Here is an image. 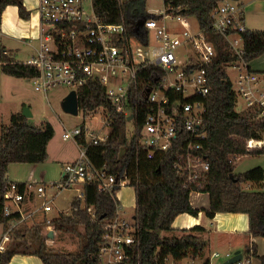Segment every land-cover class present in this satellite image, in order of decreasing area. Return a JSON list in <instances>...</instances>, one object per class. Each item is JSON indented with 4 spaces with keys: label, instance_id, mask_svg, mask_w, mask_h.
I'll list each match as a JSON object with an SVG mask.
<instances>
[{
    "label": "trees",
    "instance_id": "1",
    "mask_svg": "<svg viewBox=\"0 0 264 264\" xmlns=\"http://www.w3.org/2000/svg\"><path fill=\"white\" fill-rule=\"evenodd\" d=\"M225 0H174L167 14H182L195 17L201 28L211 23L212 10ZM146 0H94V10L105 23L125 24L127 38L137 26L138 19L144 15ZM9 5L19 8L23 19L30 18V11L24 0H0V21L3 11ZM169 0L166 1V6ZM146 18H161L162 15L145 14ZM143 30V29H142ZM208 38L215 43L218 53L207 66L210 92L198 97L206 106L203 129L207 132L204 149L200 152L209 162L206 178L200 184L188 183L178 176L175 169L177 153L182 140L187 136L180 131L175 145L167 152H158L153 158L140 144L142 129L150 104L146 101V90L158 86L164 72L156 65L140 67L136 90L131 93L130 112L135 113L134 130L130 134L129 116L115 112L106 98L105 87L90 80L78 91L80 110L85 114L94 113L101 106H108L112 123L108 138L88 147V157L96 168L105 169L108 174H127L136 194V218L141 242L142 264H167L171 257L178 261L186 257H204L206 243L199 235L204 228L195 226L175 233V219L184 213L198 215L191 195L194 192L208 193L210 205L205 209L208 217L218 213H244L249 216V234L264 237V191L247 190V183H261L264 169L261 166L236 173V163L241 156L264 154V147L247 149L251 138H264V117L255 120L257 112H238L233 83L227 73L229 63L238 61L237 55L228 44L224 35L207 29ZM244 40L243 60L250 62L264 54V31L250 30L242 33ZM144 41L147 36H141ZM2 71L10 76L30 78L34 69L25 63L15 61L4 48H0ZM170 99L185 101L176 91L169 92ZM55 135L51 123L32 124L22 113L13 114L9 125L3 126L0 137V223L5 230L12 221L21 219L20 212L5 214L7 200L5 195L11 181L7 177L8 168L13 163H41L48 158V145ZM83 144L84 140H79ZM83 197L71 202V212L53 220H45L24 230L15 227L5 249L0 251V264H9L18 254L35 255L45 264H92L98 257L104 234V219L114 215L116 202L112 195L100 190L98 183L85 181ZM27 184L19 183V191L26 199ZM90 208L96 212L91 216ZM55 233H68L78 238L77 251H64L51 247L44 235L46 227ZM163 232H174L163 236ZM251 255L256 249L248 248ZM264 264V256L261 257ZM204 264H209L205 261Z\"/></svg>",
    "mask_w": 264,
    "mask_h": 264
},
{
    "label": "built area",
    "instance_id": "2",
    "mask_svg": "<svg viewBox=\"0 0 264 264\" xmlns=\"http://www.w3.org/2000/svg\"><path fill=\"white\" fill-rule=\"evenodd\" d=\"M88 4L92 5V14L86 9ZM174 4V0H169L165 16L177 21L182 26L180 31L173 30L159 19L147 18L144 26L137 25L127 38L125 24L105 23L97 16L94 0H38L41 22L39 46L25 64L35 71L29 79L37 92L47 93L57 86H68L78 95L88 81H98L105 87L107 101L115 112L133 115L130 120L132 126L135 113L130 112L129 108L132 90L135 91L137 86L138 71L147 64L161 68L164 72L162 82L146 90L145 99L150 104V110L140 144L147 150L148 157L153 158L158 152L172 149L180 131L186 132L175 164L177 174L185 178L186 186L188 183L200 184L210 168L209 162L200 153L207 140V132L203 129L206 106L197 99L210 92L207 66L218 53L215 43L208 38L207 29L224 35L232 50L240 56V68H245V71L239 70L237 87L233 85L236 103L238 97L242 96L249 112L258 108L261 117H264V91L259 89L258 75L247 69L248 62L242 57V33L248 30L242 3L234 0L220 2L212 10L211 23L207 28L193 27L187 16L182 14H167L168 8ZM144 35L147 38L143 41L141 36ZM182 46L192 47L184 62L177 55V49ZM235 63L229 65L235 66ZM170 91L180 93L185 101L172 102ZM100 108L107 113L102 125L90 127L85 124L63 134L65 140L76 138L77 141L84 140V143L80 144L78 158L64 166L60 183L52 186L63 189L85 181L95 182L101 191L110 193L114 198L116 210L113 216L104 218L100 250L92 264H142L136 212L128 217L121 197L124 189L134 188L130 178L126 173L108 174L105 169L96 168L88 157V147L105 141L109 136L111 113L108 106ZM83 114L87 117L92 115ZM263 145L264 139L251 138L247 141L248 150ZM38 192L44 195L45 188L39 186ZM5 198V214L10 216L16 212L11 204H20L25 198L19 191V183L11 182ZM50 202L52 200L43 205L44 211L52 210ZM89 210L94 218L96 212L92 208ZM17 212H20L21 219L13 220L7 228L0 251L5 249L4 243L10 240L12 230L30 216L25 217L20 210ZM213 255L220 256V253L214 252ZM225 256L231 258L232 254L226 253ZM187 258L178 262L188 264ZM166 263L169 264L168 261ZM235 264H244V261L241 259Z\"/></svg>",
    "mask_w": 264,
    "mask_h": 264
},
{
    "label": "rangeland",
    "instance_id": "3",
    "mask_svg": "<svg viewBox=\"0 0 264 264\" xmlns=\"http://www.w3.org/2000/svg\"><path fill=\"white\" fill-rule=\"evenodd\" d=\"M241 3L242 0H234ZM25 4L36 9L38 0H25ZM145 7L148 12L158 13L164 8V0H146ZM86 9L90 14L93 13L91 4L86 6ZM193 24H197L195 18H192ZM172 23V22H171ZM174 23V22H173ZM253 25V24H252ZM254 26V25H253ZM250 26V28H253ZM10 33L8 36H0V48L5 45L7 48H15L19 46V35ZM192 52V47H179L177 49V55L181 62L187 60L189 53ZM26 60V58H25ZM234 64H230L227 67V73L232 82H235L238 78L239 70L233 67ZM2 70V69H1ZM72 91V87L57 86L50 89L47 93L37 92L34 89L33 83L30 79L22 85L21 93L12 92L5 98H0V137L2 134L3 126L9 125L11 122L12 111L20 109V103L18 99L23 98V94H26L28 99L26 100V106L33 113L29 117V120L34 125H42L45 122L52 124L55 130V135L49 142L48 146V158L41 163H13L9 165L7 176L11 182L26 183L27 189V204L23 210L24 215L30 217L21 222L17 228L26 229L34 224L42 223L45 220H53L61 215H66L71 212V202L76 197H83V185L76 183L69 188L59 189L52 186L53 184H59L63 176L64 166L75 160L80 155L81 145L76 138L68 140L63 139V134L67 131H72L76 128L82 127L85 124L92 127L93 125H102L107 113L104 108L98 109L90 117L83 114L81 110L77 114L69 112L66 108L67 96ZM37 92V93H36ZM19 107V108H18ZM24 107V106H23ZM242 105L237 108L240 111ZM23 114L24 108H21ZM130 134L133 132L132 123L129 121ZM262 166L264 167V154L261 155H245L239 157L235 172L242 173L248 169ZM31 185V186H30ZM45 188V193L42 195L38 192V187ZM121 197L124 203V210L128 217H131L136 212V199L135 189L129 187L122 191ZM194 195L192 199L194 200ZM51 211H44L43 205L51 201ZM203 204H209V195L203 196ZM23 202V201H22ZM21 202V203H22ZM37 210V212H35ZM183 217H179L176 224L181 223ZM50 227H46L44 235L47 236L48 244L51 247L61 249L64 251H77L79 249V240L77 237L61 232H54L53 237H49ZM3 232V226L0 225V234ZM168 236L171 234L166 233ZM34 261L42 264V261L37 256H34Z\"/></svg>",
    "mask_w": 264,
    "mask_h": 264
},
{
    "label": "crops",
    "instance_id": "4",
    "mask_svg": "<svg viewBox=\"0 0 264 264\" xmlns=\"http://www.w3.org/2000/svg\"><path fill=\"white\" fill-rule=\"evenodd\" d=\"M241 3L244 6L245 24L247 26V29L264 31V0H242ZM24 5L30 11L29 19H23L20 17L18 6L9 5L3 11L0 21L2 27V34H1L2 37L3 36L10 37V33H13V31H15L14 33L15 35L20 36L19 46L15 48H7L5 45H3L1 48H4L7 54L11 56L15 61L22 63H26L27 60L35 54L36 48L39 46V36L41 33V22L37 9L38 4L35 10H33L31 7H28L25 4V0H24ZM165 10H166V1L164 0V8L160 12L151 13L148 12L145 7L143 13L144 15L145 14L162 15L161 18H158L160 21L168 25L173 30L180 31V29H182V26L177 21H174L169 17L165 16ZM144 15L140 17L138 20L141 19L146 20L147 18ZM192 18L195 17H187L188 22L192 24L193 27L199 26V23L196 18L195 20L197 24H193V22L191 21ZM250 26H253V28H250ZM240 65L241 64L237 61L235 63V66L233 67L238 70L241 69L242 71H245V68H240ZM1 69H2V64L0 63V98L2 97L5 98L6 96H9L12 92L21 93L20 91L22 89V85L29 78H19L15 76H10L5 74ZM247 69L250 72H253L258 75L259 89L264 91V54L248 62ZM237 81L238 78L236 79L235 82H232L235 88L237 87ZM27 99L28 97L26 94H23L22 99H18V102H16V104L20 103V109H15L17 111H12L13 112L12 115L17 113H22L21 108H25ZM239 105H242L240 111L237 110ZM236 110L238 112H247V111L249 112V109L246 105V101L242 96H239L237 99ZM255 111L259 112L256 113L255 120L262 118L259 109L256 108ZM255 111H251V112H255ZM32 115L33 113L31 112V116ZM27 118L29 119V117ZM245 189L264 191V180L258 184L247 183L245 184ZM205 194L208 193H201V192L192 193V195H194L195 197L194 200L192 199V195H191L192 205L194 206V208L199 210L198 215L194 216L188 213L181 214L175 219V222L173 224L175 233L177 232L178 234H182L181 230L183 229H190L195 226H201L204 228V231L199 233V235L203 238L204 242L206 243L204 257L189 256L186 259L188 264H204L205 261H209V264H223L227 260L232 259L237 252L241 253L244 264H263L261 257L264 256V237L251 236L249 234V216L244 213H218L213 218L208 217L205 213V209H207L210 205V198H209V204H203L204 201L203 196ZM135 199H136V194H135ZM26 204H27V197L20 204H11V208L13 209V211L20 210L24 215L22 209L26 207ZM35 212H37V210H35ZM179 217H183V218L181 220V223L177 225L176 221ZM0 225L3 226V232L0 234V244H1L3 235L6 232V230L4 224L0 223ZM166 233L172 235L174 232H163V236H168ZM4 244L6 245L7 243L5 242ZM249 247L256 249V254H257L256 256L251 255L253 251L249 252L247 250ZM214 252H219L220 256H214L213 255ZM226 253H231L232 257L226 258L225 256ZM34 256L35 255L18 254L12 258L9 264H40L37 261L36 263L32 262L34 261L33 260ZM167 261L169 264H173V263L185 264V261L178 262L172 259L171 257ZM42 264L45 263L42 261Z\"/></svg>",
    "mask_w": 264,
    "mask_h": 264
},
{
    "label": "water",
    "instance_id": "5",
    "mask_svg": "<svg viewBox=\"0 0 264 264\" xmlns=\"http://www.w3.org/2000/svg\"><path fill=\"white\" fill-rule=\"evenodd\" d=\"M145 23V19H141L138 20L137 25L139 27H143ZM66 108L69 112L73 113V114H77L79 111V99H78V95L77 92L75 90L71 91L70 94L67 96V103H66ZM23 115L25 117H30L31 116V111L29 110V108L25 107L24 108V112ZM133 117V115L129 116L128 120H131ZM105 216H102V219H104ZM53 230L49 231V237H53ZM242 259V255L240 252H237L236 255L230 259L227 260L226 262H224L223 264H235L237 261Z\"/></svg>",
    "mask_w": 264,
    "mask_h": 264
}]
</instances>
